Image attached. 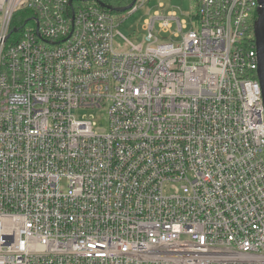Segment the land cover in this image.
I'll list each match as a JSON object with an SVG mask.
<instances>
[{"label":"built area","instance_id":"built-area-1","mask_svg":"<svg viewBox=\"0 0 264 264\" xmlns=\"http://www.w3.org/2000/svg\"><path fill=\"white\" fill-rule=\"evenodd\" d=\"M70 1L0 0V264H264L257 0Z\"/></svg>","mask_w":264,"mask_h":264},{"label":"rangeland","instance_id":"rangeland-1","mask_svg":"<svg viewBox=\"0 0 264 264\" xmlns=\"http://www.w3.org/2000/svg\"><path fill=\"white\" fill-rule=\"evenodd\" d=\"M161 4L164 6L163 8L160 6ZM158 10L164 14H167L169 11H175L182 20H185L187 22L186 30L189 29L190 14L192 12V5L190 1L150 0L144 6L135 9L133 12L126 11L123 13H118L116 15V19L119 23L118 30L121 31L124 35H126L134 44L143 43V45H146L148 43V40H146V36L148 34V30L146 29V22L153 15H155V12ZM159 31L160 23L156 22L153 28V33L156 34L160 40L170 38L173 40H177L174 37V34L177 32V25L175 22H172V27L169 28L167 32ZM115 43L118 44L123 42L120 38H116ZM122 49L127 50V45L123 43ZM106 110V107H93L83 110H77L75 111V114L79 118H82L84 116L88 119H91L96 123L98 130L105 131L108 122Z\"/></svg>","mask_w":264,"mask_h":264},{"label":"water","instance_id":"water-1","mask_svg":"<svg viewBox=\"0 0 264 264\" xmlns=\"http://www.w3.org/2000/svg\"><path fill=\"white\" fill-rule=\"evenodd\" d=\"M71 0L70 2H72ZM97 1L102 7L117 13H123L128 11L134 4L133 0L130 4L126 6H111L107 5L100 0ZM259 6L257 9V18L254 22V33L256 38V47L258 54V69L257 76L262 89V97L264 102V0H257ZM17 28H14L13 31H16Z\"/></svg>","mask_w":264,"mask_h":264},{"label":"trees","instance_id":"trees-1","mask_svg":"<svg viewBox=\"0 0 264 264\" xmlns=\"http://www.w3.org/2000/svg\"><path fill=\"white\" fill-rule=\"evenodd\" d=\"M100 1L107 4V5H111V6H126V5L130 4L132 0H100ZM115 13H117V12H115ZM20 14H22V19H21V17H18L15 20V24L22 25L25 21L24 16L28 15L29 13L27 11H21Z\"/></svg>","mask_w":264,"mask_h":264},{"label":"crops","instance_id":"crops-1","mask_svg":"<svg viewBox=\"0 0 264 264\" xmlns=\"http://www.w3.org/2000/svg\"><path fill=\"white\" fill-rule=\"evenodd\" d=\"M132 1H133V0H132ZM132 1H131V2H132ZM117 14H118V13H117Z\"/></svg>","mask_w":264,"mask_h":264},{"label":"bare ground","instance_id":"bare-ground-1","mask_svg":"<svg viewBox=\"0 0 264 264\" xmlns=\"http://www.w3.org/2000/svg\"><path fill=\"white\" fill-rule=\"evenodd\" d=\"M123 15V14H122Z\"/></svg>","mask_w":264,"mask_h":264}]
</instances>
